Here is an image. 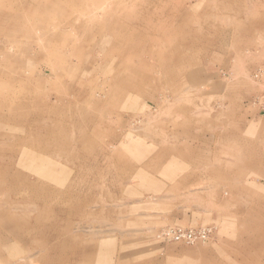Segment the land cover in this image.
<instances>
[{"label":"rangeland","instance_id":"obj_1","mask_svg":"<svg viewBox=\"0 0 264 264\" xmlns=\"http://www.w3.org/2000/svg\"><path fill=\"white\" fill-rule=\"evenodd\" d=\"M0 226V264H264V0H0Z\"/></svg>","mask_w":264,"mask_h":264},{"label":"built area","instance_id":"obj_2","mask_svg":"<svg viewBox=\"0 0 264 264\" xmlns=\"http://www.w3.org/2000/svg\"><path fill=\"white\" fill-rule=\"evenodd\" d=\"M207 232H210V230H199L194 232L191 230H182L180 228H171L162 232V238L165 240L170 239L192 244L197 240H204L207 237Z\"/></svg>","mask_w":264,"mask_h":264},{"label":"bare ground","instance_id":"obj_3","mask_svg":"<svg viewBox=\"0 0 264 264\" xmlns=\"http://www.w3.org/2000/svg\"><path fill=\"white\" fill-rule=\"evenodd\" d=\"M124 82H125V80H124ZM124 82H123V83H124ZM127 83H128V82H127ZM125 85H126V84H125ZM127 85H128V84H127ZM124 87H125V86H124ZM125 88H126V87H125ZM127 89H128V88H127ZM31 148H32V147H31ZM34 208H35V207H34ZM43 226H44V225H43ZM0 227H1V226H0ZM74 227H75V226H74ZM69 234H70V233H69Z\"/></svg>","mask_w":264,"mask_h":264}]
</instances>
